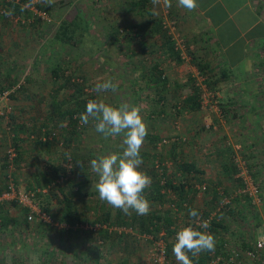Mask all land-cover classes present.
I'll return each instance as SVG.
<instances>
[{"label": "rangeland", "instance_id": "1", "mask_svg": "<svg viewBox=\"0 0 264 264\" xmlns=\"http://www.w3.org/2000/svg\"><path fill=\"white\" fill-rule=\"evenodd\" d=\"M135 1L49 0L45 3L44 0H30L21 4L18 0H0V189L4 191V187L12 186L22 193L32 190L46 193V189L37 187L43 183L40 176L49 165L58 164L67 170L63 181L70 178L74 184L79 183L74 185V191L79 192L75 201L83 221L76 227L81 231L79 236L69 241L60 239L56 231L64 227L57 222L61 206L55 199H49L48 222L38 219L29 222L32 232L37 234L25 243V239L19 241L20 237L13 233L8 236L16 237L14 242L10 239L11 246L18 245L14 253H0V264H152L150 251L158 242L170 248L171 260L178 263L172 252L174 241L163 229L153 237L136 229L96 220L109 210V223H114L120 210L99 199L95 189L98 177L91 171L90 161L121 151L122 137L106 140L90 121L88 125H79L75 135L70 136L72 141L66 144L62 139L71 131L68 127L65 133L66 123L55 121L53 125H43L51 95L56 85L61 84H54L49 73L57 63L66 74L73 75L75 82L84 85V94H93L95 100L112 106L128 103L141 108L140 114L148 128L141 152L149 153V157L142 158L140 171L150 178L153 173L158 176L165 173L160 181L170 179L178 184L183 178L178 164L193 163L199 174L185 176L186 183L192 185L191 192L189 187L185 188L192 200L189 207L196 209L200 217L213 215L214 221L225 224V229L219 230L220 236L243 251L253 239L264 234V59L248 66L247 75L241 73L240 77L237 72L238 76L231 75L234 81H221L213 89L208 88L196 64L189 59L190 54L177 44V38V42L174 41L183 60L181 64L177 65L168 57L159 58L161 51L146 58L139 52L142 41L150 46L155 37L144 32L141 40L134 35L135 29L129 32L131 26L159 19L163 30L174 36L170 32L169 17L153 16L152 2H149L150 15L139 12L133 8ZM24 5L30 6L22 11ZM7 10L12 11L11 16L4 15ZM65 21L89 28L88 34L83 35L81 29H77L75 40L59 42L55 35ZM113 29L124 33L120 42L110 41L108 34ZM126 32L131 37L128 41ZM131 50L133 54L127 56ZM158 59L163 61L162 69L169 83L162 102L156 104L154 91L145 88L135 68L143 60L148 69ZM216 70L217 67H210L209 72ZM109 79L118 84L116 92L97 94L92 91L96 83ZM192 87L199 91L201 107L188 112L183 110L182 104ZM218 92L220 97L216 95ZM66 94L59 91L57 100L62 101ZM160 110L164 111L162 116L156 113ZM16 125L23 127L21 131ZM17 132L24 141L21 160L15 163L17 152L13 134ZM49 132L55 140L46 146L45 142L52 137L46 136ZM148 137L155 138L154 144L148 142ZM233 166L234 174L231 173ZM225 167L231 169L232 175L224 173L227 172ZM206 171L212 174L205 176ZM242 171L248 178L246 185L237 180ZM57 180L58 183L62 181ZM203 186L207 190H202ZM247 187L257 189L255 200L248 196ZM212 190L218 193L216 200ZM164 192L163 204L149 200L150 211H171L170 203L178 202L172 190ZM9 202H5L8 209L18 207L15 202ZM181 210L171 212L178 229L192 221L189 211ZM5 217L6 213L1 210L0 224ZM105 225L111 229V237L102 241L98 232Z\"/></svg>", "mask_w": 264, "mask_h": 264}, {"label": "trees", "instance_id": "2", "mask_svg": "<svg viewBox=\"0 0 264 264\" xmlns=\"http://www.w3.org/2000/svg\"><path fill=\"white\" fill-rule=\"evenodd\" d=\"M21 4H26L30 2V0H18ZM149 6L148 0H136L135 3L133 2V8L137 9L139 12H146L150 15V9L148 10L147 7ZM161 20L159 19H153V21H150V23H146L145 25H136L131 26L129 28V32L131 30L133 31L135 29L134 35L138 36L141 40L144 39L145 35L144 32L149 34L150 36L155 37V42H153L150 46L144 44L142 41L141 48L139 52L145 56V58L149 55H153L157 52L161 53L159 54V58L165 57V59L168 57L169 59H174L176 64L182 63V58L180 56V51L175 45V41L172 39V37L167 34L166 30H163V27L161 25ZM88 26V25H87ZM150 26V27H148ZM81 29L83 35L88 34L87 30L89 28L81 27V25H78L76 22H64L58 33L55 35V39L59 42L68 41L71 42L72 40H75V37L77 35L76 30ZM124 33L119 30L113 29L108 35L110 38V41L112 43H115L116 41L120 40V37H124ZM81 35V34H80ZM86 37V36H85ZM125 38L127 41L131 39V37L127 36V32L125 33ZM160 39V43H157V41ZM120 42V41H119ZM118 43V42H117ZM129 50V49H128ZM130 53L127 56H131L133 54V51H129ZM188 54H190V51H188ZM135 54V53H134ZM163 54V55H161ZM163 61L158 59L155 60L151 66L147 69L146 68V61L141 60L139 65L136 66V74L139 75L140 81H142L145 85V88L148 89V91H154V95L157 98L156 104H159L162 102L163 94L167 90V85L169 83V78H167L165 71L162 69ZM196 68L198 71H200V74L204 77V82L206 86L211 89L215 87V85L221 81H227L231 80V70L230 69H224L220 71L219 74H213L211 75L209 70L210 66L202 65L200 63H196ZM50 76L52 77V80L54 81V84H58L57 82H61V84L55 88L53 94L51 95V101L48 103V112L45 116V124L43 125H53L54 122L59 123H66L65 127V133L68 132L67 130L70 128L71 131L67 133V137L62 140L66 141V144H69L72 140L70 136L72 137L76 133V128L81 125V122L79 120V116L85 111V106L88 100L94 99L93 94H84V85L75 82V79L73 78L72 74H66V71L64 68L61 67L60 64H56L52 69L49 70ZM233 75V74H232ZM132 84L135 86L136 81L135 79L132 81ZM86 86H88L86 84ZM21 88V87H20ZM134 88V87H133ZM59 91L66 92V96L62 101L57 100V95ZM12 95H10L11 97ZM95 100V99H94ZM200 94L198 89L192 87L191 94L186 97L183 100L182 108L185 111L188 112H195L200 109ZM220 104V101H219ZM158 107V106H157ZM246 108V107H244ZM177 109V108H176ZM181 109V107L179 108ZM158 116H162L164 113L163 110H160L159 112H156ZM17 130L21 131L23 127H19L16 125ZM69 127V128H68ZM44 129V128H43ZM42 130V129H41ZM19 132L13 134V142L15 146L16 158L14 159V162L17 163L21 160V155L23 150L21 143L24 141L23 139L18 137ZM48 137H51L52 134L46 133ZM148 142L153 143L155 141L154 137H148ZM51 140H55L54 135L48 139V141L45 142L46 146H50ZM34 143L40 144V141H34ZM141 157L144 159L146 157H149V153L147 152H141ZM77 155H75L74 161H76ZM7 166V165H6ZM82 168V167H80ZM179 170H181V174L183 178L179 181L178 184H174L172 180L166 179V181L161 180L162 178H165L166 174L162 173L160 176L157 175V173L151 174L152 183L148 189H145V196L148 200L156 201L160 205L163 204L164 198L166 197V194L164 191L170 189L173 193L177 194L178 202L176 204L170 203L171 205H174L175 210L171 208V205H169V209L171 211H168V209L164 211H150L148 215L146 216H140L135 214L134 212L131 215H125L123 212L118 211L115 216L114 223H109V210H105L100 217H98L96 220L102 222L103 224L108 225H116L120 227H126L131 229H136L139 232H141L143 235H153L160 232L161 229L165 231V234L172 237L173 241V235L178 231V225L175 221V216L171 212H179L181 209L184 211H189L190 209H193L190 206L192 203V200L190 199V195H188L189 190L187 191L185 188L189 187L191 192V187L189 184H187L186 180L189 175H193L194 173H198L197 168L195 165L191 162H182L178 164ZM227 172H224L225 174H228L231 169H228V167H225ZM234 172L231 171V173H235V167ZM48 171V172H47ZM44 172L45 174L40 176L43 178V183L37 186L41 190L46 189V193H42L41 191L32 190V192L35 193L33 197V203L38 206L41 212H43L45 215L50 217V202L49 199H55L59 206H61L60 215L57 216V222L63 225H66L68 228H60L57 232V235L62 240H71L75 238L76 236H79L81 234V231L77 229L76 227L81 225L82 221V215L80 214L79 209L77 208V204L75 201L76 195L79 193L78 190L74 191V185H78L79 183H73V179L66 178L63 181V176L66 175V169L60 165H49L48 170ZM229 173L230 175H232ZM228 174V175H229ZM165 175V176H164ZM187 176V177H185ZM85 178V176H83ZM57 179H62L61 182L58 183ZM85 180V179H82ZM238 182L240 181L243 183L242 179L240 177H237ZM63 182V183H62ZM62 183V184H60ZM73 184V185H72ZM36 187V188H37ZM8 188V187H4ZM205 190H207L205 188ZM5 191V190H4ZM3 192L2 189H0V194ZM207 194L210 193L208 190L206 192ZM212 194L214 195L213 198L217 199V191L212 190ZM14 203L15 201H11ZM5 202H2L0 205H2ZM185 205L183 207L182 205ZM20 205V204H19ZM22 206V205H21ZM181 210V211H182ZM196 210V209H195ZM21 214L24 216L23 225L28 228L27 225H30L29 221L27 220V216L29 214V209L26 207H21ZM189 222V223H188ZM185 226H188L191 224L190 221H188ZM99 223V222H98ZM42 225V224H40ZM44 225V224H43ZM46 227L48 225H45ZM220 228L225 229V224L218 223L217 221H212L208 233L212 234L215 238V242L218 245H215V251L220 252L222 249V246L225 243H228L224 238L220 236ZM98 232V238L102 241H105L106 239H110L111 231L106 229H99ZM200 231V230H199ZM91 233V232H90ZM110 233V234H109ZM85 234V233H82ZM88 235V233H87ZM175 243V242H174ZM215 243V244H216ZM170 248L167 247V253H169ZM210 252H202L197 257H191V254H189L190 258L193 260V263L195 264H206L209 258ZM170 255V254H169Z\"/></svg>", "mask_w": 264, "mask_h": 264}, {"label": "clouds", "instance_id": "3", "mask_svg": "<svg viewBox=\"0 0 264 264\" xmlns=\"http://www.w3.org/2000/svg\"><path fill=\"white\" fill-rule=\"evenodd\" d=\"M44 2L48 3L49 0ZM151 2L153 16L159 15L157 6L161 3L165 9L172 6L171 0H151ZM177 4L189 12L198 7L197 0H177ZM29 6H22L21 10ZM4 15L11 16L12 11L7 10ZM117 89L118 84L109 79L96 83L92 91L99 94L107 91L116 92ZM140 113L139 106L128 103L112 106L103 100L90 99L79 120L82 125H88L90 121L94 122L95 131L102 134L106 140L122 137L121 151L100 155L90 161L91 171L98 177L95 189L99 199L125 215L134 212L146 216L150 212V202L144 193L151 185V178L139 170L143 164L141 147L148 135L147 125ZM188 215L194 224L199 222L201 227H208V222L201 221L197 210L190 209ZM174 240L172 252L179 264H193L189 254L191 257H197L202 252L215 251L214 236L195 230L193 227L180 228Z\"/></svg>", "mask_w": 264, "mask_h": 264}, {"label": "crops", "instance_id": "4", "mask_svg": "<svg viewBox=\"0 0 264 264\" xmlns=\"http://www.w3.org/2000/svg\"><path fill=\"white\" fill-rule=\"evenodd\" d=\"M171 3L168 9L162 3L157 6L158 18L169 17L172 24L170 32L174 36L172 38L175 41L177 38V44L190 51L189 59L192 63L217 67L211 75L219 74L222 67L223 70L230 69L233 76L240 73L241 77L243 73L247 75L248 66L264 59V0H197V9L191 12L179 7L177 0H171ZM216 95L220 97V92ZM204 174L210 176L212 173L206 171ZM217 175L220 176V171ZM7 205H0V209L6 213L3 224H0V253L15 252L14 248L18 244L11 246L10 239L14 242L16 237L8 238L12 233L20 237L19 241L25 239L24 243L37 234L32 232L31 225H27L28 228L23 225V206L15 202L18 207L8 209ZM62 228L68 227L64 225ZM106 228V225L101 227Z\"/></svg>", "mask_w": 264, "mask_h": 264}, {"label": "built area", "instance_id": "5", "mask_svg": "<svg viewBox=\"0 0 264 264\" xmlns=\"http://www.w3.org/2000/svg\"><path fill=\"white\" fill-rule=\"evenodd\" d=\"M237 177H240L245 185L248 184V178L244 171L239 173ZM201 189L205 190V187L203 186ZM246 192L250 198H253L254 200L257 198V189H248L247 187ZM34 195L35 193L32 191L22 193L20 191H15L12 186H8V188L0 194V204L2 202L15 201L29 209V214L27 216L29 222H32L33 219L48 222L49 217L41 212L38 206L33 203ZM183 206L185 205L183 204ZM171 208L175 210L174 205H171ZM200 218L201 221L208 222L207 228L201 227L199 222L195 224L191 222L190 225L185 227H193L195 230L208 233V229L212 221H214L213 215ZM175 234L173 235L174 242ZM247 248L248 249L243 251L239 246L225 243L220 252L214 251L209 253V258L206 264H264V234L253 239ZM150 259L152 264H179V262L174 263L171 260L169 253H167V247L162 242L156 243L154 248L151 249Z\"/></svg>", "mask_w": 264, "mask_h": 264}]
</instances>
